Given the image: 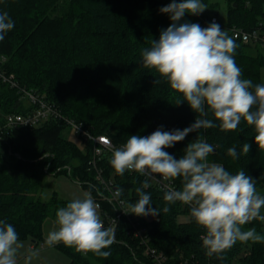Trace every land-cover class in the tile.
Here are the masks:
<instances>
[{
    "label": "trees",
    "instance_id": "16d2710c",
    "mask_svg": "<svg viewBox=\"0 0 264 264\" xmlns=\"http://www.w3.org/2000/svg\"><path fill=\"white\" fill-rule=\"evenodd\" d=\"M172 0H0V13L7 11L14 28L0 41V71L18 85L33 92L55 107L65 119L81 125L93 136L106 135L122 146L131 135L148 136L158 127L164 131L183 130L195 122L198 113L170 89L167 80L155 69L142 66L141 52L158 40L160 31L170 24V16L160 8ZM180 2V0H177ZM205 5L216 7L210 0ZM227 26L224 29L237 45L236 64L242 79L262 83L264 46L234 39L231 28L264 33V0H227ZM217 14H185L179 23H198ZM219 20V19H218ZM219 24V22H218ZM37 106L29 104L22 92L0 78V126L11 114H27ZM208 119L214 117L211 112ZM199 129L174 147L167 148L174 158L197 136L215 146L210 163H218L232 174L244 170L255 179L257 192L264 191V149L255 141V132L243 120L236 131ZM72 131L77 141L68 137ZM250 144L247 154L243 143ZM93 143L75 133L65 120L50 119L37 127H24L4 133L0 146V220L10 223L19 240L45 243L44 224L56 220V211L68 201L56 195L43 201L42 185L47 174L68 175L92 191L101 203V214L116 216L119 210L109 200L99 197L89 185L94 174L89 169ZM236 146L239 159L227 155ZM104 155L105 178L123 189L120 196L126 206L139 199L136 188L145 181L137 172L115 173ZM177 189L182 178L174 179ZM144 191L151 195V207L160 215L137 216L142 234L151 247L167 256V264H264V243L237 242L222 255H206L201 236L205 230L190 215V206L177 202L164 213V192L154 185ZM129 209V208H128ZM189 217L187 221L181 218ZM103 217V215H102ZM107 221V218H104ZM255 228L264 235V221L253 220L243 230ZM107 228V226H106ZM114 243L104 251L108 258L91 252L78 253L63 243L56 246L67 254L70 264H156L145 253L141 239L122 218L114 232Z\"/></svg>",
    "mask_w": 264,
    "mask_h": 264
},
{
    "label": "clouds",
    "instance_id": "9594fccd",
    "mask_svg": "<svg viewBox=\"0 0 264 264\" xmlns=\"http://www.w3.org/2000/svg\"><path fill=\"white\" fill-rule=\"evenodd\" d=\"M205 9L201 0H172L160 8L161 13L169 14L171 24L141 52L142 66L155 69L170 89L182 96L176 105L187 103L199 116L183 130L164 131L160 126L148 136L131 135L112 150L110 164L121 176L134 171L166 181L182 178L180 190L165 186L162 211L168 213L169 206L177 202L190 206L191 217L205 230L201 240L206 255L222 260V254L238 241L264 243V235L254 227L243 230L253 220L264 221V195L257 192L255 179L244 170L232 174L223 165L210 163L208 156L215 146L203 137L189 142L179 159L165 149L174 147L189 133L217 127L214 120L219 121L222 131H236L243 120L254 129L256 145L264 149V83L241 78L242 70L234 56L237 45L215 20L207 27L179 23L186 13L198 16ZM14 26L7 11L0 13V41ZM209 112L214 120L207 118ZM250 147L243 143L241 152L247 154ZM227 155L239 159L240 153L233 146L227 149ZM149 187L145 180L136 188L139 199L128 205L125 214L160 215L161 210L151 207V195L144 191ZM122 193L123 189L118 188L114 195L118 198ZM97 209L88 192L59 208L55 214L58 227L47 234L46 245L63 243L78 253L108 258L111 253L104 249L114 243V230L105 227ZM18 241L14 226L0 220V264H17Z\"/></svg>",
    "mask_w": 264,
    "mask_h": 264
},
{
    "label": "built area",
    "instance_id": "2783aa9c",
    "mask_svg": "<svg viewBox=\"0 0 264 264\" xmlns=\"http://www.w3.org/2000/svg\"><path fill=\"white\" fill-rule=\"evenodd\" d=\"M213 20H215L217 23L219 22L217 16H213L210 19L205 18L203 19V22L208 26V24ZM230 31L234 39L241 40L243 43L255 42L264 46V33H260L258 31L248 32L242 28H231ZM0 78L3 79L4 82L10 84L12 88L19 89L20 92H22V97L29 104L37 106L35 110L27 114H11L6 117L5 123L0 126V146L4 137V133L6 134L8 131L19 130L24 127H37L50 119L67 121L68 124L72 125L76 134H81L83 139L86 141H92L93 143L88 165L89 169L94 174V181H90L89 185L96 190L99 197L109 200L119 209L116 212V216H109L107 213L102 214V221L105 227L111 226L115 232L120 220L125 218L128 224H130L134 235L141 239V242L145 247V253L150 256L156 264H167V256L163 252H159L157 249L151 247L148 243V239L142 235L144 233V229L139 227V218L131 213L125 214L129 212V209L126 206L125 200L121 199L120 197L117 198L114 195L116 189H118V187L115 186L114 181L105 178V169L102 167L104 155H107L109 158H111L112 150L119 146H117L110 137L106 135L93 136L88 131L84 130L81 125H78L71 120L65 119L57 112L54 106L47 103L42 98H39L33 92L21 88L18 83L13 80V77H8L0 71ZM140 175L143 176L145 180H148L150 185L156 186L163 192L166 190L165 186L178 190L174 179L166 181L158 176L155 178H150L142 174ZM95 203L98 205L97 210L101 212V203L99 201H95ZM151 217L152 216H148V218ZM104 218H107V221H105ZM151 219H153V217ZM185 264H188V262L186 261Z\"/></svg>",
    "mask_w": 264,
    "mask_h": 264
},
{
    "label": "rangeland",
    "instance_id": "374dc122",
    "mask_svg": "<svg viewBox=\"0 0 264 264\" xmlns=\"http://www.w3.org/2000/svg\"><path fill=\"white\" fill-rule=\"evenodd\" d=\"M210 1L211 4H215L216 7H212L208 4L206 5L207 9H205L203 13L207 15L217 14L219 25L221 28H226L228 21L227 0ZM262 83H264V71ZM69 132L68 137L73 141H77L75 134L72 131ZM85 192L90 193L95 201L94 194L89 188L80 185L68 175L62 174L55 176L47 174L42 185L41 197L43 201H50L56 195L59 199L69 202L74 198H82ZM258 193L264 195V191H258ZM98 214L102 220L103 217L101 212L98 211ZM188 218L189 217L184 216L181 218V221H187ZM57 227L56 220H47L44 224L43 236L46 238L47 234ZM18 243L20 247L17 251V264H70L71 260L69 256L61 251L56 245L48 246L46 243H35L31 239L19 240ZM32 253H35V255H32Z\"/></svg>",
    "mask_w": 264,
    "mask_h": 264
},
{
    "label": "crops",
    "instance_id": "0c3cea01",
    "mask_svg": "<svg viewBox=\"0 0 264 264\" xmlns=\"http://www.w3.org/2000/svg\"><path fill=\"white\" fill-rule=\"evenodd\" d=\"M261 211H262V214H264V210L262 209ZM31 247H33V246H31Z\"/></svg>",
    "mask_w": 264,
    "mask_h": 264
}]
</instances>
